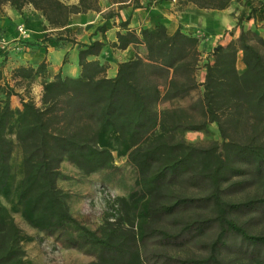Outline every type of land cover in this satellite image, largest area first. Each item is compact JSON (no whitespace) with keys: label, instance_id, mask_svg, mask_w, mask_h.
Instances as JSON below:
<instances>
[{"label":"trees","instance_id":"obj_1","mask_svg":"<svg viewBox=\"0 0 264 264\" xmlns=\"http://www.w3.org/2000/svg\"><path fill=\"white\" fill-rule=\"evenodd\" d=\"M186 2L224 9L231 0ZM6 5L20 13L32 6L48 30L65 27L91 1L0 0V16ZM117 37V47L144 43L148 53L122 62L105 92L97 90L105 65L88 60L104 46L98 39L80 48L78 76L60 71L44 82L40 105L27 100L13 108L14 90L2 83L0 70V264H30L25 244L33 239L15 215L40 231L79 225L98 249L85 264H264V37L243 30L237 42L215 47L203 61L201 38L181 28L169 33L161 23L142 28L141 37ZM43 69L44 63L19 66L15 75ZM120 80L128 98L118 96ZM198 89L188 105L160 108ZM213 130L219 139L209 144L184 137ZM118 153L136 169L138 190L130 202L115 200L114 212L98 231L90 230L70 210V194L59 185L61 166L68 162L84 174L111 170ZM188 186L203 194H188L182 189ZM128 204L136 218L130 226ZM189 242L197 250L184 246ZM174 246L186 252L172 254Z\"/></svg>","mask_w":264,"mask_h":264},{"label":"crops","instance_id":"obj_2","mask_svg":"<svg viewBox=\"0 0 264 264\" xmlns=\"http://www.w3.org/2000/svg\"><path fill=\"white\" fill-rule=\"evenodd\" d=\"M63 1L78 5L81 0ZM90 1L91 5L74 13L65 27L48 30L44 29V17L32 6H26L21 13L7 6L0 16L4 34L15 36L17 26L24 23L30 31L25 42L31 41L24 43L22 51L0 56L2 83L14 90L11 96L13 108H21L22 102L27 100L40 105L44 82L53 79L60 71L65 76H78L81 73L79 50L83 44L96 39L104 42V46L99 55L89 56L88 60L98 59L105 65V71L100 74L105 81L97 87L98 91L105 92L107 80L117 75L122 62L134 59L137 53L143 56L148 53L144 43H131L124 49L117 47L119 32H135L141 37L142 28H154L163 23L169 33L181 28L200 37L201 46L206 47L237 42L243 30L264 37V0H231L224 9L200 8L186 0ZM252 7H257V11L252 12ZM102 25H105V31H97ZM45 35L49 36L48 41L43 40ZM43 63V71L32 77L15 75L19 66L37 69ZM118 86V96L128 98L125 83L120 80Z\"/></svg>","mask_w":264,"mask_h":264},{"label":"rangeland","instance_id":"obj_3","mask_svg":"<svg viewBox=\"0 0 264 264\" xmlns=\"http://www.w3.org/2000/svg\"><path fill=\"white\" fill-rule=\"evenodd\" d=\"M7 6L9 5L2 9L4 13ZM215 47L200 45L203 53L202 61ZM261 49L264 52V48ZM237 66L239 68L244 66L241 55L238 57ZM203 77L204 70H200L199 78L202 80ZM199 92L198 89L185 98L163 103L160 108L173 104L188 105L199 95ZM184 137L187 141L198 144H209L211 141L219 139L214 130L210 133L187 132ZM126 157L125 154L118 153L115 169L101 170L91 174L78 171L68 162L62 164L63 177L59 180V185L70 194L68 199L70 210L81 226L98 231L108 214L114 212L111 207L113 202L118 198H125L129 201V195L138 190L135 183L136 169L127 161ZM209 166V164L205 165L206 170L210 169ZM182 189L190 195L203 194V191L195 186ZM127 207L128 216L126 218L128 217V219L125 221L126 225L130 226L131 221L136 223V218L134 211L129 208V204ZM15 219L23 231L33 239L25 244L26 256L29 258L30 264H85L97 258L98 249L87 242V237L79 225L71 223L64 228L40 231L24 222L19 215H15ZM245 219L246 217L242 218V220ZM168 224L166 221L163 222V225L168 226ZM153 243L154 239L149 241V248L153 247ZM187 245L197 250L191 242L184 246ZM184 246L171 247L170 252L175 255L184 254L186 252Z\"/></svg>","mask_w":264,"mask_h":264},{"label":"built area","instance_id":"obj_4","mask_svg":"<svg viewBox=\"0 0 264 264\" xmlns=\"http://www.w3.org/2000/svg\"><path fill=\"white\" fill-rule=\"evenodd\" d=\"M29 37L30 31L24 23L17 26V34L13 37L0 33V51L3 53L22 51L25 45L24 42Z\"/></svg>","mask_w":264,"mask_h":264},{"label":"water","instance_id":"obj_5","mask_svg":"<svg viewBox=\"0 0 264 264\" xmlns=\"http://www.w3.org/2000/svg\"><path fill=\"white\" fill-rule=\"evenodd\" d=\"M218 47V46H217Z\"/></svg>","mask_w":264,"mask_h":264}]
</instances>
